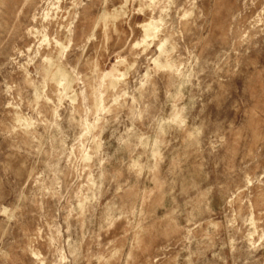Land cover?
I'll return each instance as SVG.
<instances>
[{"label": "rangeland", "instance_id": "374dc122", "mask_svg": "<svg viewBox=\"0 0 264 264\" xmlns=\"http://www.w3.org/2000/svg\"><path fill=\"white\" fill-rule=\"evenodd\" d=\"M28 1L0 0V264H264V0Z\"/></svg>", "mask_w": 264, "mask_h": 264}, {"label": "bare ground", "instance_id": "6f19581e", "mask_svg": "<svg viewBox=\"0 0 264 264\" xmlns=\"http://www.w3.org/2000/svg\"><path fill=\"white\" fill-rule=\"evenodd\" d=\"M31 1V0H30ZM30 1H28V3L30 2ZM59 1V0H58ZM72 1V0H71ZM58 7V6H57ZM73 8V7H72ZM63 10V9H62ZM44 19V18H43ZM50 19V18H49ZM54 20V19H53ZM35 21V20H34ZM143 27H145V29H144V32H145V34H146V36H148L149 35V33H148V31H149V26L146 24V25H144ZM62 28V27H61ZM42 29H44V28H42ZM60 30V29H59ZM67 30V29H66ZM36 31V30H35ZM67 33V32H66ZM70 34H71V32H70ZM30 35V34H29ZM43 35V34H42ZM65 35V34H64ZM71 36H72V34H71ZM21 39H24V38H21ZM67 39V38H66ZM46 40V39H45ZM44 40V41H45ZM26 41V40H25ZM41 45V44H40ZM41 48V47H40ZM19 49V48H18ZM40 50V49H39ZM41 54V53H40ZM46 54V53H45ZM63 68V67H62ZM45 73V72H44ZM56 87V86H55ZM62 87V86H61ZM41 107V106H40ZM16 115V114H15ZM19 116V115H18ZM19 118V117H18ZM182 122V121H181ZM27 130V129H26ZM26 134V133H25ZM27 135V134H26ZM243 189V188H242ZM238 192V191H237ZM242 203V202H241Z\"/></svg>", "mask_w": 264, "mask_h": 264}]
</instances>
